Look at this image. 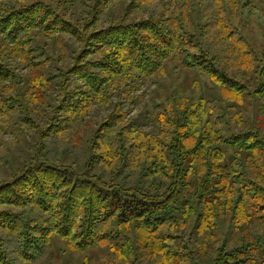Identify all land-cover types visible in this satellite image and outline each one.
Listing matches in <instances>:
<instances>
[{
	"label": "trees",
	"instance_id": "1",
	"mask_svg": "<svg viewBox=\"0 0 264 264\" xmlns=\"http://www.w3.org/2000/svg\"><path fill=\"white\" fill-rule=\"evenodd\" d=\"M169 64L191 93L146 99ZM54 246L264 264V0H0V264Z\"/></svg>",
	"mask_w": 264,
	"mask_h": 264
},
{
	"label": "rangeland",
	"instance_id": "2",
	"mask_svg": "<svg viewBox=\"0 0 264 264\" xmlns=\"http://www.w3.org/2000/svg\"><path fill=\"white\" fill-rule=\"evenodd\" d=\"M246 12L249 13V10L247 9ZM256 12H258V10ZM253 17H256V14H254ZM250 21L251 24L254 25L258 30V34L256 36L261 37V31L259 30V24L256 22V19L253 18ZM250 38L251 41H255V33H253L252 31L250 32ZM191 82H192L191 78L185 76V73L181 71V69H179L178 67H174L172 64L171 65L169 64L165 67L164 71L160 74V76H154L153 79L147 80L142 90L139 91V93L147 92L146 94V99H147L148 96L156 93H161L165 95V94H169L171 90L180 91L177 90V88H183L186 91V94L188 95L191 93L190 90ZM202 88L205 90V92L208 91L207 82L205 79H203L202 81ZM126 107H131L130 115H135L138 111L136 106L128 105ZM38 110H42V108H39ZM108 111L109 110L106 108V106H103L102 104H96L94 105L90 114L91 116L96 115L98 119H100L106 116ZM35 116L36 115L34 113L33 117ZM27 132L29 134V137H31V133H33L32 137L35 136L34 134L35 130L29 128V126H27ZM2 137L4 140L7 141H13L14 138V136L11 133L4 134ZM47 154L57 163L73 164L78 166L79 168H82V165L84 164L86 159V156L84 154L77 155L69 152L65 153L62 150H52L51 152H47ZM58 248L59 246H57L56 248L54 246V249L52 251H55L54 252L55 254L49 261L46 262V264H76L77 261H81L85 257V254H80V253H69V254L68 253L63 254L61 252L59 253ZM88 254H91L89 256L90 259L88 262L85 261V264H100V259H102L101 256L103 252L99 251L98 256L94 252H89Z\"/></svg>",
	"mask_w": 264,
	"mask_h": 264
}]
</instances>
